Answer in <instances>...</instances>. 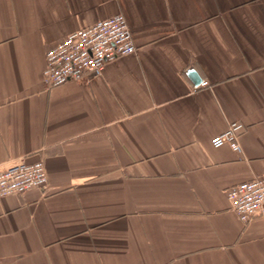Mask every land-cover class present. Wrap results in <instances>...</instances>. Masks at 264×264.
Instances as JSON below:
<instances>
[{"label":"crops","instance_id":"obj_1","mask_svg":"<svg viewBox=\"0 0 264 264\" xmlns=\"http://www.w3.org/2000/svg\"><path fill=\"white\" fill-rule=\"evenodd\" d=\"M117 13L136 52L48 87V49ZM233 122L241 151L214 146ZM20 157L48 188L0 196V264H264L226 194L264 174V0H0V168Z\"/></svg>","mask_w":264,"mask_h":264},{"label":"built area","instance_id":"obj_2","mask_svg":"<svg viewBox=\"0 0 264 264\" xmlns=\"http://www.w3.org/2000/svg\"><path fill=\"white\" fill-rule=\"evenodd\" d=\"M136 50L132 29L122 13L99 19L69 33L48 49L44 81L52 87L88 74L102 75L108 62ZM205 85L207 81L200 84ZM243 128L242 122H233L225 131L212 137L211 142L214 146L230 144L239 152L238 138ZM32 188L44 191L48 188V173L42 160L29 162L20 157L0 168V196L23 193ZM226 194L231 210L242 222L264 217V174L229 187Z\"/></svg>","mask_w":264,"mask_h":264}]
</instances>
